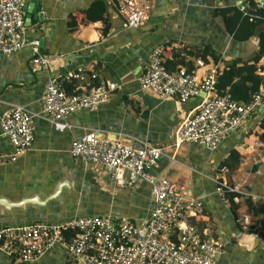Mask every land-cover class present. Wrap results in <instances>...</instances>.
Wrapping results in <instances>:
<instances>
[{
    "label": "crops",
    "instance_id": "0c3cea01",
    "mask_svg": "<svg viewBox=\"0 0 264 264\" xmlns=\"http://www.w3.org/2000/svg\"><path fill=\"white\" fill-rule=\"evenodd\" d=\"M112 1L24 0L27 38L38 41L50 60V73L81 66L92 75L85 81L87 87L114 81L120 87L105 102L69 115L65 120L69 127L63 130L37 115L32 118L31 146L16 160L0 163V229L65 223L90 215L126 218L136 225L148 219L154 202L147 182L119 187L101 165H83L71 157L72 141L98 130L126 144L147 142L162 148L153 173L181 185L201 202V213L191 222L204 237L223 246L219 264H264V140L260 137L264 97L245 126L209 149L175 142L176 129L201 96L183 102L175 96L161 98L142 89L139 82L154 48L161 44L166 46L163 59L169 71H195L201 77L215 69L218 77L224 72L239 77L264 40L263 7L254 0H150L145 24L129 27ZM241 5L245 15L256 18L252 33L250 24L242 20L232 29L228 15L222 13ZM30 51L25 46L0 53V121L14 106L33 113L41 109L48 73L34 66ZM258 65L264 67V56ZM258 74L264 75V68ZM72 85L66 83V90L70 92ZM12 149L0 126V154ZM216 175L235 189L227 194V201L216 191ZM244 217L249 219L248 230L242 228ZM67 260L58 245L33 262L0 251V264H65Z\"/></svg>",
    "mask_w": 264,
    "mask_h": 264
},
{
    "label": "built area",
    "instance_id": "2783aa9c",
    "mask_svg": "<svg viewBox=\"0 0 264 264\" xmlns=\"http://www.w3.org/2000/svg\"><path fill=\"white\" fill-rule=\"evenodd\" d=\"M112 5L129 27L144 25L152 8L150 0H113ZM23 6L24 0H0V53L10 54L29 46L34 66L47 71L48 77L39 113L14 106L2 115L1 130L13 149L0 154V163L16 160L31 146L35 115L63 130L69 127L65 122L69 115L105 102L120 87L116 81L87 87L85 81L92 75L81 66L50 73V60L41 52L38 41L27 38ZM165 50L162 44L154 48L150 64L139 78L140 87L161 98L175 96L181 102L202 97L176 129V145L196 143L214 149L258 111L264 97L261 88L251 94L249 101H238L229 92L219 93L215 69L201 77L195 71L166 69ZM197 63L203 65L202 60ZM66 83L73 84L70 92ZM69 152L83 165L104 167L116 186L147 182L154 202L148 219L136 225L126 218L90 215L58 224L7 226L0 229V251L21 262L36 261L58 245L68 256L65 264H219L223 246L204 237L191 222V217L201 213V202L189 196L181 185L153 173L163 155L161 147L147 142L126 144L98 130H89L72 141ZM214 181L216 191L227 201V194L235 189L219 175ZM248 224L249 219L244 217L242 228L248 230Z\"/></svg>",
    "mask_w": 264,
    "mask_h": 264
},
{
    "label": "trees",
    "instance_id": "16d2710c",
    "mask_svg": "<svg viewBox=\"0 0 264 264\" xmlns=\"http://www.w3.org/2000/svg\"><path fill=\"white\" fill-rule=\"evenodd\" d=\"M251 1V0H250ZM249 1V2H250ZM152 9V8H151ZM264 9V7H263ZM224 15H228L227 23L232 29H236L240 20L249 23L248 29L252 33L255 30L256 18L245 15L240 7H231L228 9H222ZM264 56V40L260 42V50L257 51L252 58L249 59L250 63L245 64V72L239 77L233 79L228 72L221 73L217 78V88L219 93L229 92L233 97L241 102L249 101L251 94L254 91L259 90L261 84L264 82V75L258 74V69L264 68L258 65L259 60ZM264 120V114L263 118ZM260 126L264 128V121H261ZM260 137L264 140V132L260 134Z\"/></svg>",
    "mask_w": 264,
    "mask_h": 264
},
{
    "label": "water",
    "instance_id": "95a60500",
    "mask_svg": "<svg viewBox=\"0 0 264 264\" xmlns=\"http://www.w3.org/2000/svg\"><path fill=\"white\" fill-rule=\"evenodd\" d=\"M250 1V0H248ZM256 3H258L260 6L264 7V0H254ZM261 90L264 92V82L261 85ZM260 111H264V104H262V106L260 107Z\"/></svg>",
    "mask_w": 264,
    "mask_h": 264
},
{
    "label": "clouds",
    "instance_id": "9594fccd",
    "mask_svg": "<svg viewBox=\"0 0 264 264\" xmlns=\"http://www.w3.org/2000/svg\"><path fill=\"white\" fill-rule=\"evenodd\" d=\"M241 6H244V5H241Z\"/></svg>",
    "mask_w": 264,
    "mask_h": 264
}]
</instances>
